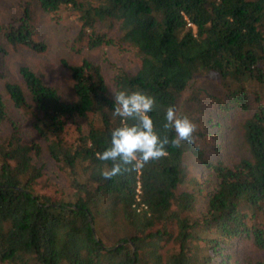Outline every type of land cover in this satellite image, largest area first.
I'll return each instance as SVG.
<instances>
[{
    "label": "trees",
    "instance_id": "1",
    "mask_svg": "<svg viewBox=\"0 0 264 264\" xmlns=\"http://www.w3.org/2000/svg\"><path fill=\"white\" fill-rule=\"evenodd\" d=\"M34 4L74 15L91 48L114 43L116 27L137 63L119 68L113 88L88 58L64 62L67 92L28 64L3 81L0 264H264V0H27L19 18L0 17V52L47 51ZM199 77L225 89L218 105L233 139L215 146L216 158L199 144L201 119L180 107ZM137 89L156 99L149 115L161 138H175L163 128L174 106L198 122L196 142L170 143L167 157L106 180L96 154L121 123L113 92ZM44 149L69 191L43 186ZM187 153L200 159L204 181L190 173Z\"/></svg>",
    "mask_w": 264,
    "mask_h": 264
},
{
    "label": "rangeland",
    "instance_id": "2",
    "mask_svg": "<svg viewBox=\"0 0 264 264\" xmlns=\"http://www.w3.org/2000/svg\"><path fill=\"white\" fill-rule=\"evenodd\" d=\"M26 2L27 0H0V17L5 21L19 18ZM33 23L37 37H43L47 41V51L36 53L24 47L19 49L7 47V53L0 52V86L6 79H19L17 75L19 67L28 64L52 85L67 92L71 79L64 62L75 64L88 58L102 67L110 87L113 88L112 81L120 67L136 66V57L131 46L118 38L116 27L108 30L114 43L91 48L88 45V36L81 33V23L66 11L50 14L38 4H34ZM192 92L198 94V97L189 102L187 99ZM224 93L225 89L219 79L199 77L194 82L193 88L182 95L180 101V107L185 109V113H191L190 116L193 118L201 119L199 129L206 135L200 136L199 144L205 148V155L211 158L221 154V151L216 153L214 150L217 144L223 143L224 140L229 145L230 140L233 139L229 119L223 117L218 105V98L223 97ZM237 117L232 116V121L234 122ZM203 121H206L205 124ZM23 134L26 140L30 139L31 132L27 126H23ZM37 162L43 168V186L50 190L69 191L67 178L45 149ZM185 163L192 175L202 181L205 180V170L198 157L187 153ZM238 248L240 249L241 245ZM260 254L264 256V252Z\"/></svg>",
    "mask_w": 264,
    "mask_h": 264
},
{
    "label": "clouds",
    "instance_id": "3",
    "mask_svg": "<svg viewBox=\"0 0 264 264\" xmlns=\"http://www.w3.org/2000/svg\"><path fill=\"white\" fill-rule=\"evenodd\" d=\"M113 94L112 117L120 118L121 123L112 129L110 145L96 154L106 162L100 170L102 178L108 180L122 175L129 165L132 169H141L151 161L167 157L166 146L170 143L176 147L182 142L195 144L197 125L187 115H180L174 106L167 108L163 124L164 129L175 131V138L170 141L168 136L160 137L149 115L156 106L155 97L139 89Z\"/></svg>",
    "mask_w": 264,
    "mask_h": 264
},
{
    "label": "built area",
    "instance_id": "4",
    "mask_svg": "<svg viewBox=\"0 0 264 264\" xmlns=\"http://www.w3.org/2000/svg\"><path fill=\"white\" fill-rule=\"evenodd\" d=\"M188 25H189V26H192V23H191V22H188Z\"/></svg>",
    "mask_w": 264,
    "mask_h": 264
}]
</instances>
